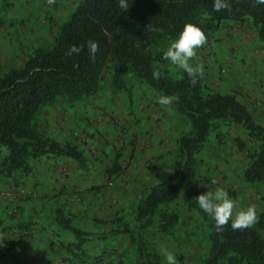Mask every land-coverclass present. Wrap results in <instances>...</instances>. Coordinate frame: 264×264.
Returning <instances> with one entry per match:
<instances>
[{
    "label": "rangeland",
    "instance_id": "1",
    "mask_svg": "<svg viewBox=\"0 0 264 264\" xmlns=\"http://www.w3.org/2000/svg\"><path fill=\"white\" fill-rule=\"evenodd\" d=\"M77 1L0 0V69L20 64L35 46L48 43ZM206 42L215 46L212 55L207 53L211 55L209 61L217 75L215 80L224 83L236 77V81L220 85L205 77V91L234 92L247 105L254 120L264 126V48L255 27L250 21L225 20L209 31ZM199 55L196 52L193 64L202 65L204 60ZM156 66L173 74L181 70L168 60ZM126 82L131 89V107L127 91L104 87L74 105L58 100L44 107L37 117L41 128L49 135L61 143L77 144L87 159L84 166L65 157H42L32 161V167H38L36 170L50 166L56 169L60 179L59 185L53 188L56 195H65L71 206H117L113 214L102 215L97 220L70 215L72 224L92 237L74 250L69 262L45 260L42 253L43 264H94V260L96 264H142L129 237V231L136 227L134 209L146 187L169 181L175 166L176 141L187 131L189 123L171 103H159L161 95L132 73L126 76ZM236 137L245 141L244 149H238ZM254 149V141L244 130L228 123L220 124L197 154L200 185L205 191L225 188L237 207L244 206L245 200L252 201L253 196L264 200V180L247 183L241 178V170L250 161ZM5 153V148H0V158ZM115 163L120 170L107 177L106 168L115 167ZM31 176H2L9 183L3 189L11 192L7 198L10 206H22L13 202L30 199L33 195L29 187ZM0 185L1 188L3 185ZM241 192L247 197L236 195ZM47 194L44 192L41 197ZM162 209L176 213L177 221L171 231L165 233L159 230L156 216L153 226L144 232L149 260L155 262L157 258L155 264H167L161 252L166 248L176 256L178 264H199L209 243L202 217L179 198ZM262 221L259 231L264 237V217ZM50 225L51 232L46 240L52 252L55 239L75 240L70 231L57 223Z\"/></svg>",
    "mask_w": 264,
    "mask_h": 264
},
{
    "label": "trees",
    "instance_id": "2",
    "mask_svg": "<svg viewBox=\"0 0 264 264\" xmlns=\"http://www.w3.org/2000/svg\"><path fill=\"white\" fill-rule=\"evenodd\" d=\"M227 2L228 8L216 11L213 0H129L126 9L120 7L119 0H78L48 43L35 46L20 64L0 69V148L6 150L0 158V175L27 176L32 172V161L42 157H65L86 165V156L77 144L61 143L49 135L37 117L44 107L58 100L74 105L104 87L127 91L131 107L126 76L132 73L159 95L177 96L171 104L189 123L176 141L175 166L169 181L146 187L134 209L136 227L129 231V237L142 264L157 263L156 257L155 262L148 258L144 232L153 226L157 216L159 230L169 233L177 214L162 208L178 198L197 211L207 229L209 243L199 264H264V237L259 231L264 212L257 213V222L250 227L233 229L229 222L217 230L214 220L195 199L205 191L199 182L197 154L209 134L222 123L241 128L255 143L241 178L247 183L264 180V126L254 120L234 92L205 91L203 71L193 78L183 69L173 74L156 66L167 61L162 53L185 22L199 25L207 37L225 20L250 21L264 48V2ZM91 42L97 45L94 52L89 47ZM72 45L80 47V51L69 55ZM235 142L238 149L245 148L241 138L236 137ZM115 165L106 168L107 177L120 170ZM55 219L75 238L65 244L71 253L92 237L72 224L71 217L60 207L55 209ZM63 260L69 262L70 257Z\"/></svg>",
    "mask_w": 264,
    "mask_h": 264
},
{
    "label": "crops",
    "instance_id": "3",
    "mask_svg": "<svg viewBox=\"0 0 264 264\" xmlns=\"http://www.w3.org/2000/svg\"><path fill=\"white\" fill-rule=\"evenodd\" d=\"M205 45L202 49L199 46V50L197 51L201 55V59L204 60L202 63V71L206 78L215 81V84L220 82V85H223L227 81L223 83L217 79L215 80L217 75L213 71L214 66L212 67V62L209 61L215 46L213 43L207 44V42ZM208 52H211V55L207 54ZM238 76L241 77L242 75ZM235 79L236 77L230 80V82H227V84L234 83L236 81ZM36 169L32 167V172L30 173L32 176L29 187L33 194L30 199L26 198L13 202L21 203L22 206H10V199H7L9 196L4 197L5 199L0 201V264H14L15 262L21 264H43V259L41 258L42 253H44L43 258L45 260L51 259L54 263L72 256V253L65 248V244L72 240L64 242L62 238H57L59 240L55 239V242H53V252L46 240V236L51 232L50 223H57L55 219L56 207H60L67 216L76 214L78 218L83 216L85 220L88 218L90 220L94 218L95 220L102 215L109 216L110 213L113 214V211L117 207L71 206L70 200L65 195H56L53 190L60 183L57 172H55L56 169H52L51 166L49 168ZM230 175L229 181H231ZM4 179L0 175V184L3 185L1 188H7L9 184ZM210 189L214 191V188L206 190ZM44 192H48L47 196L41 197ZM235 192L236 189L230 194L234 196ZM236 195L247 197L242 192L239 194L236 193ZM244 203V206L249 204L255 205L256 212H264V200L253 196L252 201L245 200ZM102 239L104 240V238Z\"/></svg>",
    "mask_w": 264,
    "mask_h": 264
},
{
    "label": "clouds",
    "instance_id": "4",
    "mask_svg": "<svg viewBox=\"0 0 264 264\" xmlns=\"http://www.w3.org/2000/svg\"><path fill=\"white\" fill-rule=\"evenodd\" d=\"M264 2V0H261ZM120 7L126 9L129 6V0H119ZM227 0H213V8L220 11L222 8H228ZM155 31L156 29H151ZM206 41V34L202 28L192 22H185L178 35L169 41L162 57L168 60L172 65L181 68L190 77H195L197 73H202V65L192 63V58L196 56L197 48ZM94 52L97 45L95 42L89 44ZM80 47L72 45L68 49V54L78 53ZM155 76H159L158 71H154ZM178 99L177 96L163 95L159 98V103L169 104L172 100ZM199 207L207 213L215 223L217 230L228 224L233 229H242L250 227L257 222L258 216L255 205L237 207L230 198L229 192L223 187H216L213 190H206L195 197ZM161 252L166 257L167 264H178L173 252L162 248Z\"/></svg>",
    "mask_w": 264,
    "mask_h": 264
},
{
    "label": "built area",
    "instance_id": "5",
    "mask_svg": "<svg viewBox=\"0 0 264 264\" xmlns=\"http://www.w3.org/2000/svg\"><path fill=\"white\" fill-rule=\"evenodd\" d=\"M11 194L8 190H4L3 188H0V198L8 197Z\"/></svg>",
    "mask_w": 264,
    "mask_h": 264
}]
</instances>
